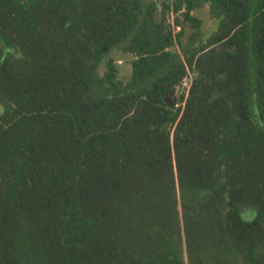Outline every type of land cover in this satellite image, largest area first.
Segmentation results:
<instances>
[{"label":"trees","instance_id":"obj_1","mask_svg":"<svg viewBox=\"0 0 264 264\" xmlns=\"http://www.w3.org/2000/svg\"><path fill=\"white\" fill-rule=\"evenodd\" d=\"M0 47V264H264V0H0Z\"/></svg>","mask_w":264,"mask_h":264},{"label":"rangeland","instance_id":"obj_2","mask_svg":"<svg viewBox=\"0 0 264 264\" xmlns=\"http://www.w3.org/2000/svg\"><path fill=\"white\" fill-rule=\"evenodd\" d=\"M157 2H160L161 0H156ZM196 17L200 18L203 21V31L205 33L206 36L211 35L213 32H215L219 26L220 20L218 19H212L210 16V10H209V6L197 10L193 13ZM190 31L188 30L187 33H189ZM1 47H0V59H1V55H2V51H1ZM114 58L116 61V64L119 67V78L122 81H128L131 76H132V66L131 63L134 60V57L129 55V54H122L120 52H116L114 54ZM105 71V64H103L101 66L100 72L101 74H103ZM182 94V91H179V93L177 94V97H179ZM243 217L246 220H251L252 217H254V213L253 212H249L245 211L243 214Z\"/></svg>","mask_w":264,"mask_h":264},{"label":"built area","instance_id":"obj_3","mask_svg":"<svg viewBox=\"0 0 264 264\" xmlns=\"http://www.w3.org/2000/svg\"><path fill=\"white\" fill-rule=\"evenodd\" d=\"M175 33L180 32V27H175L174 26V22H172ZM192 79H193V75L191 74V72H188V76L182 81L181 85H180V91H182V94L185 95V97H188L191 86H192ZM184 103H177L176 107L177 108H182L184 107Z\"/></svg>","mask_w":264,"mask_h":264}]
</instances>
